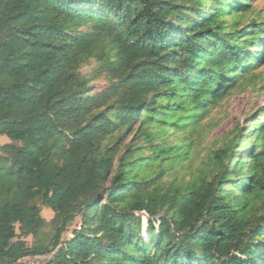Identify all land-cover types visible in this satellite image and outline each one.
<instances>
[{
    "label": "trees",
    "instance_id": "16d2710c",
    "mask_svg": "<svg viewBox=\"0 0 264 264\" xmlns=\"http://www.w3.org/2000/svg\"><path fill=\"white\" fill-rule=\"evenodd\" d=\"M248 6L0 0V264H264V119L249 155L242 131L184 183L190 144L153 141L257 78L264 27L224 22Z\"/></svg>",
    "mask_w": 264,
    "mask_h": 264
},
{
    "label": "rangeland",
    "instance_id": "374dc122",
    "mask_svg": "<svg viewBox=\"0 0 264 264\" xmlns=\"http://www.w3.org/2000/svg\"><path fill=\"white\" fill-rule=\"evenodd\" d=\"M248 12L241 17L233 20L231 17H226L224 22L231 25L237 23L239 28H243L250 23L255 22V27H264V0H248ZM263 24V25H262ZM259 41H264V37H260L255 41H250V45H255ZM246 53L257 54L258 52L248 48ZM264 51V45H263ZM92 66H85L81 69L82 73H88ZM257 78L245 83L241 88H237L231 96L222 102L218 107L212 109L209 114L198 124L191 127H183L181 131L171 128L157 127L153 130L156 133L153 141L155 144L162 142L168 145L184 146L189 145V153L191 160L182 162L176 169L173 170L171 177L176 178L179 182H187L191 176H199L212 172L213 166L209 162L212 154L220 149L225 148L232 139H235L240 132L244 131V135H250L251 144L247 146V155L257 145V136L253 130L247 134V127L253 124L259 125L264 114L260 111L264 107V57L260 64V68L256 71ZM95 92L102 91L107 88L105 78H100L91 85ZM9 140L6 137H0V148L4 144H8ZM187 147V146H186ZM241 149L240 151H242ZM148 155V152H145ZM245 172L246 170L243 169ZM40 215L45 221H50L53 213L43 206H39ZM142 218V229L146 223L145 214H137ZM80 220L76 219L67 228L64 237H70L73 230L78 229ZM43 234L50 235V227L42 229ZM144 235V233H143ZM27 246L31 247L34 239L27 237L23 239ZM49 259L48 256L42 258H24L19 264H42Z\"/></svg>",
    "mask_w": 264,
    "mask_h": 264
}]
</instances>
